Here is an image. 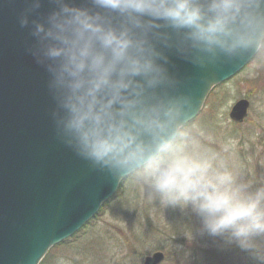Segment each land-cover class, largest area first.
<instances>
[{"label": "clouds", "instance_id": "9594fccd", "mask_svg": "<svg viewBox=\"0 0 264 264\" xmlns=\"http://www.w3.org/2000/svg\"><path fill=\"white\" fill-rule=\"evenodd\" d=\"M26 0V47L47 73L57 140L150 203L191 209L201 234L264 264V180L250 181L188 134L194 104L175 91L167 53L199 67L264 59V0Z\"/></svg>", "mask_w": 264, "mask_h": 264}, {"label": "water", "instance_id": "95a60500", "mask_svg": "<svg viewBox=\"0 0 264 264\" xmlns=\"http://www.w3.org/2000/svg\"><path fill=\"white\" fill-rule=\"evenodd\" d=\"M40 3L30 21L54 7L51 0ZM26 6V0H0V264H40L52 248L91 221L125 179L114 181L107 172L93 169L57 140L47 73L26 51L32 42L30 26L18 24ZM167 55L175 91L194 104L188 123L199 115L214 87L255 58L199 67L175 51ZM249 107L247 99L238 100L229 119L244 122ZM164 259L157 251L143 264H161Z\"/></svg>", "mask_w": 264, "mask_h": 264}, {"label": "rangeland", "instance_id": "374dc122", "mask_svg": "<svg viewBox=\"0 0 264 264\" xmlns=\"http://www.w3.org/2000/svg\"><path fill=\"white\" fill-rule=\"evenodd\" d=\"M240 99H247L250 107L246 122L235 124L229 119L228 114L233 104ZM188 134L199 141L203 148L219 154L222 159L227 155L231 169L237 173L240 170L242 173L244 170L246 177L253 170V166L250 162V165L244 162V156H250L249 153L253 150L254 157L251 159L263 162L264 59L255 57L237 75L213 88L199 115L188 123ZM113 197L85 225H89L87 228L84 229V226L73 235H77L76 239L72 236L66 240L68 241L66 248H52L45 256L49 257L47 262L52 264L54 262L56 264H96L93 259L97 253L104 258L107 255L116 257L112 261L110 258L104 264H122L123 257L120 254L122 249L119 248V241L125 242L131 226L135 228L139 226L137 230L144 226L148 230L149 226L160 227L163 224L171 223L173 222L172 218L176 216L178 218L180 214L185 217L189 216V219L192 216L193 218L197 217L190 208L184 209V213H182L180 208H162L158 200L150 203L147 199L146 188L134 177L125 178ZM150 234L155 244L158 241L154 236L155 233ZM153 242H149V244L153 245ZM186 242L187 244L191 243L190 240ZM176 247L175 242L169 243L167 250ZM140 251L141 249L137 253L140 254ZM142 253L144 259L154 251L147 246ZM143 259L141 263H143Z\"/></svg>", "mask_w": 264, "mask_h": 264}, {"label": "trees", "instance_id": "16d2710c", "mask_svg": "<svg viewBox=\"0 0 264 264\" xmlns=\"http://www.w3.org/2000/svg\"><path fill=\"white\" fill-rule=\"evenodd\" d=\"M213 110L215 111V109ZM249 154L250 156L246 155L249 158L244 156L243 159L247 165L252 164L253 170L248 173L247 177L244 176V170H242V173H240V170L239 174L246 177V180L250 181L264 180V159L263 162L255 161V159L253 161L254 151L252 150ZM223 159L225 160L226 165L231 168L228 156L225 155ZM182 213H184V210H182ZM188 217L189 216L185 217L180 214L178 216L179 219L176 216L175 218H172L173 222L163 224L160 227L149 226L148 230L147 228H144V226H142L140 230H137L139 226L137 228L131 226L125 242L118 240L120 245L123 244L122 246L119 245V248L121 247L122 249L120 253L123 257L122 264H142L141 260L144 257L142 251L147 246L154 252L160 251L165 254V259L161 264H262L261 261L255 259L248 252L242 251L235 245L225 244L221 237H211L207 234H201L199 218H193L192 216V218L189 219ZM88 226L89 225L85 226L84 229ZM150 233H155L154 236L158 240L155 244ZM76 236H73L72 238L76 239ZM187 240H190L191 243L187 244ZM149 242H153V245L149 244ZM174 242L177 247L175 249L167 250V245ZM67 245L68 241H64L54 247V249L66 248ZM140 249L141 251L139 254L137 251ZM48 258L49 257H45L40 264H52L47 262V260H49ZM110 258H112V261L116 257L111 255L109 257V255H107L104 258L96 253L93 260L96 264L101 262L104 264L110 260ZM53 264H56V262Z\"/></svg>", "mask_w": 264, "mask_h": 264}]
</instances>
